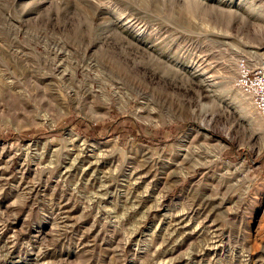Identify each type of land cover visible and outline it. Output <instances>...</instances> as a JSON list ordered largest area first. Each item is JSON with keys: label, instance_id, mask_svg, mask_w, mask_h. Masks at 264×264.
<instances>
[{"label": "rangeland", "instance_id": "obj_1", "mask_svg": "<svg viewBox=\"0 0 264 264\" xmlns=\"http://www.w3.org/2000/svg\"><path fill=\"white\" fill-rule=\"evenodd\" d=\"M264 0H0V264H264Z\"/></svg>", "mask_w": 264, "mask_h": 264}, {"label": "built area", "instance_id": "obj_2", "mask_svg": "<svg viewBox=\"0 0 264 264\" xmlns=\"http://www.w3.org/2000/svg\"><path fill=\"white\" fill-rule=\"evenodd\" d=\"M231 86L241 94L246 95L257 115L264 118L263 65L251 64L244 56L237 57Z\"/></svg>", "mask_w": 264, "mask_h": 264}]
</instances>
